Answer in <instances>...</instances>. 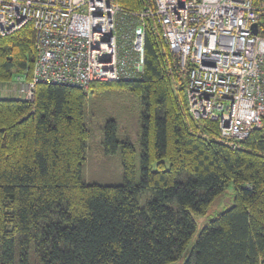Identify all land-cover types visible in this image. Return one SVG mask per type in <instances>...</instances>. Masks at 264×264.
I'll return each instance as SVG.
<instances>
[{"label":"trees","instance_id":"1","mask_svg":"<svg viewBox=\"0 0 264 264\" xmlns=\"http://www.w3.org/2000/svg\"><path fill=\"white\" fill-rule=\"evenodd\" d=\"M117 3L123 13L154 7ZM144 36L135 79L85 90L37 84L32 101L0 98V264L173 263L192 240L194 216L207 215L230 185L232 205L201 229L184 264H258L264 255V122L234 147L222 140L215 122L189 115L186 75L153 20ZM34 43L29 23L0 37V85L29 79ZM113 88L142 100L139 182L134 147L108 120L103 153L120 151L122 183L89 184L85 103Z\"/></svg>","mask_w":264,"mask_h":264},{"label":"built area","instance_id":"2","mask_svg":"<svg viewBox=\"0 0 264 264\" xmlns=\"http://www.w3.org/2000/svg\"><path fill=\"white\" fill-rule=\"evenodd\" d=\"M123 13L117 0H0V37L31 24L35 60L15 76L14 97L37 84L88 89L143 71L144 30L153 20L187 77L186 106L232 146L264 122V0H153ZM255 25V31L252 29ZM258 264H264V255Z\"/></svg>","mask_w":264,"mask_h":264},{"label":"rangeland","instance_id":"3","mask_svg":"<svg viewBox=\"0 0 264 264\" xmlns=\"http://www.w3.org/2000/svg\"><path fill=\"white\" fill-rule=\"evenodd\" d=\"M3 90L0 98L14 97L12 89H18L13 82L0 85ZM141 97L131 94L126 89H107L85 103V119L89 127L90 138L86 141V161L82 164V179L89 184L117 185L122 183V165L120 151L103 153V130L105 122L113 120L117 126L118 139L127 138L135 150V182L140 175V136H141ZM166 168H168L166 163ZM153 169H156L154 166ZM187 174L181 172L179 181L185 182ZM233 187L230 185L222 196L217 198L205 216H194L195 230L192 240L182 257L170 264H184L190 258L192 246L202 228L207 226L215 215L232 205ZM150 194L140 198L139 206L144 207ZM174 207V206H173Z\"/></svg>","mask_w":264,"mask_h":264},{"label":"water","instance_id":"4","mask_svg":"<svg viewBox=\"0 0 264 264\" xmlns=\"http://www.w3.org/2000/svg\"><path fill=\"white\" fill-rule=\"evenodd\" d=\"M252 29H253V31H255V25H252Z\"/></svg>","mask_w":264,"mask_h":264},{"label":"bare ground","instance_id":"5","mask_svg":"<svg viewBox=\"0 0 264 264\" xmlns=\"http://www.w3.org/2000/svg\"><path fill=\"white\" fill-rule=\"evenodd\" d=\"M186 75V74H185ZM187 78V77H186ZM209 120V119H208ZM210 121H212V120H210ZM213 122H215V121H213ZM216 123V122H215ZM217 124V123H216ZM218 127V126H217Z\"/></svg>","mask_w":264,"mask_h":264}]
</instances>
